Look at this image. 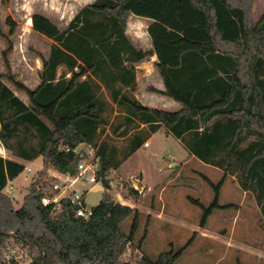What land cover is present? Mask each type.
Instances as JSON below:
<instances>
[{
  "label": "trees",
  "instance_id": "16d2710c",
  "mask_svg": "<svg viewBox=\"0 0 264 264\" xmlns=\"http://www.w3.org/2000/svg\"><path fill=\"white\" fill-rule=\"evenodd\" d=\"M253 8L254 0H94L65 27L40 12L32 15L33 29L53 40L40 55L39 83L31 88L10 70L0 73V140L15 157L0 154V255L17 245L31 257L9 264H175L182 254L183 249L148 255L141 243H133L141 211L109 197L92 206L89 219L77 217V205L67 199L52 213L53 204L41 202L52 187L49 180H33L22 207H14L4 189L25 162L42 157L53 170L75 175L73 149L82 142L98 146V176L108 188L109 174L164 130L191 155L224 172L218 184L208 179L216 192L201 226L220 206L228 175L254 192L264 216V13L256 20ZM131 15L152 20L148 33L164 83V89L152 90L180 103L177 110L147 106L132 92L135 64L153 51L137 47L127 35ZM114 105L123 118L113 132L129 136L121 155L115 143L100 140ZM139 125L145 130L131 133ZM127 189L138 196L134 187ZM129 217L127 233L122 223ZM127 249L130 261L124 259Z\"/></svg>",
  "mask_w": 264,
  "mask_h": 264
},
{
  "label": "rangeland",
  "instance_id": "374dc122",
  "mask_svg": "<svg viewBox=\"0 0 264 264\" xmlns=\"http://www.w3.org/2000/svg\"><path fill=\"white\" fill-rule=\"evenodd\" d=\"M86 2L87 0H0V72L10 70L13 73L14 70L15 76L35 86L40 79V55L48 53L53 40L33 29L32 15L46 11L52 20L65 27L73 13ZM263 13L264 0H254V18L258 20ZM140 26L142 27L141 24ZM156 75L162 80L158 72ZM149 76L152 77L151 73L146 75ZM146 77L140 79L141 95ZM18 92L27 96L22 91ZM161 98L157 95V99ZM167 99L179 105L171 98ZM157 106L175 110L166 103H159ZM108 118L109 123L101 132L100 140L108 138L117 145L121 155L126 149L129 136L115 134L113 127L122 121L123 111L114 105ZM138 130H145V126L139 125L131 133ZM0 154L14 157L1 140ZM25 163L32 171L28 172L26 169L14 180V193L4 189V193L12 199L17 209L24 204L33 180H49L52 183L53 178H57L60 181L58 176H53L57 172L44 163L42 157ZM40 171L43 175L39 174ZM223 177L224 173L220 168L194 157L178 138L160 130L109 174L108 188L101 180L90 183L85 178L79 179L74 186L78 192L84 194L85 202L90 206L98 204L106 194V198L137 207L141 215L133 243H141L144 251L153 258H157L162 252L183 249L175 264H264V254L257 255L249 251L250 247L264 250V217L246 225L244 211L238 214L236 207L228 205L235 195L233 182L230 179L226 181V177L220 187V206L215 207L207 219L208 226L205 231L209 237L200 235V223L205 209L212 204L216 192L208 179L218 184ZM127 186L137 189L138 196H130ZM71 190L72 187L69 188ZM48 194H51L50 190ZM169 214H175L179 219L172 220ZM223 215H226L225 219ZM131 226L132 217L122 223V228L127 233ZM223 235L241 241L242 247H227L222 243Z\"/></svg>",
  "mask_w": 264,
  "mask_h": 264
},
{
  "label": "crops",
  "instance_id": "0c3cea01",
  "mask_svg": "<svg viewBox=\"0 0 264 264\" xmlns=\"http://www.w3.org/2000/svg\"><path fill=\"white\" fill-rule=\"evenodd\" d=\"M43 1H45V0H43ZM74 1H76V0H74ZM93 1L94 0H87L85 5L88 3H91ZM42 12L45 15L49 16V14L46 13V11H42ZM42 12H40V13H42ZM76 12L73 13L71 18L76 14ZM54 16H58V15H54ZM151 21L152 20L150 18L131 15L129 18L128 27H127V35L129 36L131 41L137 47L143 48L144 50H147V51H153L151 38H150V35L148 33V27H149ZM140 24L142 25V27L140 26L142 29H140V27H139ZM14 49L16 51V47ZM156 60H157V54H156V52L153 51V52H151V54L149 56H147L142 61L137 62L135 64L136 69H137L136 86L132 92L137 99H139L143 104H145L147 106L161 108L160 106H157V105H159V103H164V104L166 103V105L173 106L175 108V110H177L180 108V103H179V105L177 103H173L172 101H169V99H167L168 96H166L160 92L152 90V88H156L159 91L164 89L163 80L158 79V76L156 75V72H158L156 67H155V61ZM11 68H12V66H11ZM40 68H39V70H40ZM12 70H13V68H12ZM0 73H5V71H1ZM13 73H15L14 70H13ZM150 73H151L152 77H150V76L146 77V75L150 74ZM69 75H70V73H68V76ZM141 77H146L144 89L142 91L143 96L140 94V87H139ZM16 78L23 81L25 84H27L31 88L36 87L40 81V79H38L39 80L38 83L35 86H31L25 79H22L21 77H16ZM16 93L18 95H20L24 100H27V96L25 97L24 95L20 94L18 91H16ZM157 95L161 96L163 99L162 98H161V100L157 99ZM28 162H31V161H28ZM229 179L233 182L232 183L234 185L233 194L235 195L233 200L232 199L229 200V202H228L229 207H236L238 209V214L239 213L241 214V211H244V218L243 219H244L246 225L255 223V221L257 219H261L262 217H264L262 214V211H261V207H260V205L256 199L254 192L252 190L243 189L235 175H228L226 177V181H229ZM236 194H237V196H236ZM128 205L133 206L132 204H129V203H128ZM168 216L172 220L179 219L177 216H175V214H169ZM223 218L225 219L226 215L225 216L223 215ZM207 223H208V221L206 222V225L204 227L201 226V223H200V226L202 229L200 235L203 237H209V234H207V231H205V230H207V226H208ZM222 241H223L222 243L226 244L227 247H233V245H239L240 247H242V245H241L242 242L238 241L237 239L235 240L234 237L230 239V238H227L226 236H224ZM238 249H239V247H238ZM249 251L251 253L253 252V254L255 252V253H257V255L264 254V250H261V248H258V247H250Z\"/></svg>",
  "mask_w": 264,
  "mask_h": 264
},
{
  "label": "built area",
  "instance_id": "2783aa9c",
  "mask_svg": "<svg viewBox=\"0 0 264 264\" xmlns=\"http://www.w3.org/2000/svg\"><path fill=\"white\" fill-rule=\"evenodd\" d=\"M68 151L71 149L68 147ZM73 151L78 155L77 162V173L75 175L71 174H62L57 172L56 175L60 178L52 183L51 194H45L41 198V202L43 205H51L53 207L51 209L52 213L57 214L62 209V199L70 200L72 204L77 205L76 208V216L84 219H89L93 214V207L88 205L85 202V196L83 193H80L75 188V183L81 179L85 178L90 183H95L99 181L98 171L100 168V155L98 154V146H94L91 143L82 142L78 144ZM28 172L32 171L31 167L26 165L25 170ZM72 187V190L69 191V188ZM8 192L14 193L15 186L14 180H9L6 188ZM136 253L142 258L144 254L140 249H136ZM0 259H3L5 263H10L12 259L21 261V262H29L31 257L27 252V249L22 246L12 245L8 248H4L2 250V254L0 255ZM124 259L126 261H130L132 259V251L131 249H127L124 253Z\"/></svg>",
  "mask_w": 264,
  "mask_h": 264
},
{
  "label": "water",
  "instance_id": "95a60500",
  "mask_svg": "<svg viewBox=\"0 0 264 264\" xmlns=\"http://www.w3.org/2000/svg\"><path fill=\"white\" fill-rule=\"evenodd\" d=\"M103 198L106 199V194H104V197Z\"/></svg>",
  "mask_w": 264,
  "mask_h": 264
}]
</instances>
